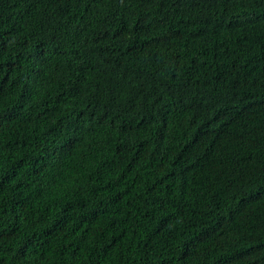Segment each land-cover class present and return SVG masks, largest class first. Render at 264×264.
Listing matches in <instances>:
<instances>
[{
  "label": "trees",
  "instance_id": "obj_1",
  "mask_svg": "<svg viewBox=\"0 0 264 264\" xmlns=\"http://www.w3.org/2000/svg\"><path fill=\"white\" fill-rule=\"evenodd\" d=\"M0 264H264V0H0Z\"/></svg>",
  "mask_w": 264,
  "mask_h": 264
}]
</instances>
